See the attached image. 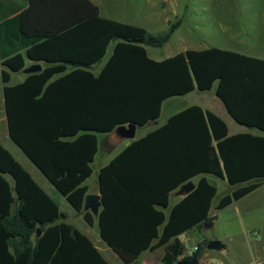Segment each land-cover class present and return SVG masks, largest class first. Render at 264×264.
<instances>
[{
    "label": "trees",
    "instance_id": "trees-1",
    "mask_svg": "<svg viewBox=\"0 0 264 264\" xmlns=\"http://www.w3.org/2000/svg\"><path fill=\"white\" fill-rule=\"evenodd\" d=\"M169 24L166 33L153 34L103 17L91 0H29L19 14L0 19L9 137L90 226L95 216L84 211V201L100 151L97 134L155 124L168 99L208 91L216 82L233 120L264 132V60L216 47L154 60L147 47L168 44L183 18ZM112 43V55L95 74L91 68ZM28 59L47 65L11 85V74L22 72ZM203 174L230 186L217 211L259 189L264 136L230 135L220 116L200 106L172 115L101 167V239L125 264L158 249L165 252L159 264L201 258L209 240L182 258L180 236L204 227L217 187L203 176L169 215L165 210L173 193ZM67 219L0 141V264H111Z\"/></svg>",
    "mask_w": 264,
    "mask_h": 264
},
{
    "label": "rangeland",
    "instance_id": "rangeland-1",
    "mask_svg": "<svg viewBox=\"0 0 264 264\" xmlns=\"http://www.w3.org/2000/svg\"><path fill=\"white\" fill-rule=\"evenodd\" d=\"M124 1L126 2V7L124 14L121 15L122 17L118 15L114 16V13H112L113 15L110 14V17L108 15L106 16L109 18H116L127 24L145 27L153 34L166 33L169 30L170 22L183 18L182 26L175 32L168 44L162 48L148 47L150 56L160 61L175 56L185 50L184 48L186 47L184 46L186 45L182 44V40H180L179 37L182 39H191L194 42L193 45L187 47L188 50H204L210 47L220 48L226 45V38L220 35V24L231 23L232 25L243 22L249 24L258 21L260 22L259 26L264 25V22H262L264 20H258V12L261 11L260 6H264V0H151L154 2L152 9V6L150 7L148 4L150 3V0ZM109 8L113 9L115 7L112 5ZM251 10L253 12H251ZM259 33L262 36L257 43H260L261 54L264 51V27ZM114 47L115 43H112L108 48L106 56L101 62L91 68L95 74L100 73L101 69L112 55ZM16 79V77L13 78L11 83H14ZM217 86L218 82H216L212 89L208 91H199L198 89H195L187 95L168 99L163 104L161 116L157 121L158 125L150 124L139 127L136 138H141L151 130L163 126L172 115L190 106H200L203 109L209 110L220 116L226 122L231 132H235V134L241 131L244 133L247 132L258 136H264V132L260 129L247 128L233 120L216 94ZM3 96V79L2 74H0V139L2 144L28 171L30 170L29 172H31L34 179L40 184H43V187L50 192L51 197L60 206V210L66 214L68 221L75 222L74 210L68 204L67 200H65L62 194H60L56 188L51 186L47 180H44L45 178H41L43 176L37 174L39 172H37L33 164H31L23 152L10 139ZM97 136L100 140V151L93 164L94 170H97L100 164H108L131 143V141H124L117 145L116 141L112 139L111 133L107 135L99 133ZM106 138L107 140L104 143ZM113 144H116L117 146L113 150L107 151V147ZM203 176L217 187L218 194L213 202L212 210L217 213L218 220L210 229H205L204 227L202 229L196 228L195 230L188 231L182 235V241L187 252L192 254L194 250H196L197 242L201 239L203 241L204 239L210 240V238H225L234 233L236 237L232 240L229 238L225 239L227 244L231 246L229 254L222 256V258L215 261H211L209 264H264V251H260V243L253 245L252 243L247 242L246 237L239 232L245 228L250 231L249 235L251 238L260 241L261 228H263L262 232H264V190H260L259 188L242 198L239 204V201L234 202L236 206L233 204L226 209L217 211L215 210V206L219 198L229 190L230 186L226 180L217 178L211 174L199 175L192 179V181L197 184ZM8 178L12 181L11 177ZM87 184L91 190L98 188V175L93 174ZM179 199L180 197H177L175 193L172 194L170 206L165 210L167 215H169L170 209L175 204L176 200ZM239 206L244 211L243 216H237L236 211ZM77 222L74 224L79 228H84V230L87 229L94 240L97 235L98 237L100 236L98 218L96 216L92 226L82 220ZM218 240L221 241V239ZM96 242L100 243L101 241ZM101 245L106 247L103 242H101ZM214 253L221 255L220 251H215ZM154 255L158 254L155 253Z\"/></svg>",
    "mask_w": 264,
    "mask_h": 264
},
{
    "label": "crops",
    "instance_id": "crops-1",
    "mask_svg": "<svg viewBox=\"0 0 264 264\" xmlns=\"http://www.w3.org/2000/svg\"><path fill=\"white\" fill-rule=\"evenodd\" d=\"M91 1L100 8V13L105 18H109L110 17V14H112V13L115 14L114 16H117V15L118 16H121L125 12L126 2L124 0H91ZM151 2L152 1L150 0V3H148L150 5V7L152 5H154V2H152L153 4ZM112 5H114L115 8H113V9L109 8ZM28 6H29V0H0V19L4 20V19H7V18L14 17L15 15L19 14L21 11H23L24 9H26ZM152 8H153V6L151 7V9ZM260 8H261V11L258 12V14H259L258 15L259 19L258 20H264V6H260ZM251 12H253V11L251 10ZM106 15H108L109 17L106 16ZM109 19H112V20H116V21L121 22L120 20H118L116 18H109ZM262 22H264V21H262ZM221 23H225V22H221ZM259 25H260V22H258V21L257 22L254 21V22L249 23V24L248 23H245V22L238 23V24H232V25H231V23L220 24L219 25V30L221 31L220 35L221 36H224L226 38V45L223 46V47H220V49L234 51V52H238V53H241V54H244V55H248V56H251V57H254V58H257V59L264 60V51L260 54V43H257V41H260V37L262 36L259 32H260V30L262 31V28L264 27V25L263 26H259ZM139 27H142V26H139ZM143 28H145V27H143ZM179 28H178V30H179ZM179 38H180V40H182V44L183 45L184 44L186 45V46H184L186 48H184L185 50L183 52H185V51L188 50L187 47H190L191 45L194 44V42L191 39H184V38L182 39L181 37H179ZM187 38H189V37H187ZM216 48H219V47H216ZM189 50H191V49H189ZM147 51H148V54H149L148 47H147ZM149 56H150V54H149ZM150 58H152V57L150 56ZM152 59L157 60V61H160V60H158L156 58H152ZM32 63H35V62H32V61L27 60L26 67L29 66V65H31ZM39 63L42 64L43 69L47 65L45 62H39ZM4 69L5 68H4L3 64H2V59L0 57V74H2V72H3ZM11 76H12L11 81L13 80V78H15V77L17 78L14 83H11V81H10V84L11 85H15V84H18V83L23 82L25 80V78H26L27 75L23 74L22 72H19V73H12ZM4 87H5V84L3 83V92H4ZM3 100H4V96H3ZM155 125H158V123H155ZM229 133L230 134H235V132H231L230 129H229ZM237 133H244V132H241L240 131V132H237ZM0 141H1V139H0ZM31 164H32V162H31ZM103 166H105V165L100 164L99 168L97 170H94V173L93 174H97L98 175L101 167H103ZM36 170H37V172H39L37 174L43 176L41 178H45L44 180H47L46 177L37 168H36ZM88 180H87V182H88ZM47 182H49V181L47 180ZM87 182H86V185L89 187V185L87 184ZM40 185L51 196L50 192L45 187H43V184H40ZM51 186H53V185L51 184ZM260 190H264V185L260 187ZM88 193H91V194H99L100 193L99 186H98V188H95L94 190H91L90 187H89V192ZM179 200H176L175 204ZM240 202L241 201L239 200L238 204ZM234 206H236L235 203H234ZM73 212H74V216H75V219H74L75 222H77L79 220H82L83 222L85 221V219L83 218V216L82 215H79L76 210H74ZM236 212H237V216H243L244 215V211L240 208V206L237 208V211ZM213 215H217V213L212 211V215L211 216H213ZM217 220H218V218H217ZM217 220L214 221V224H215V222ZM67 221H68V219H67ZM75 222H69V223L75 225L74 224ZM77 223H79V222H77ZM76 227L82 233L86 234L92 240V242L95 244V246L100 250V252L104 256V258L106 260H108L111 264H114V263H116V264H124V262L116 255V253H114V251L105 244V242L101 239L100 236L98 237V235H97V237H95V240H94V238L91 236V234L89 233V231L87 229L84 230V228H79L78 226H76ZM195 229L196 228H194L192 230H195ZM261 229L262 230L260 232V241L258 239L251 238L250 235H249L250 231L249 230H246L245 228H243L239 232L246 237L247 242H250L253 245H256V244H259L260 243V251H264V232H262L263 231V228H261ZM192 230H190V231H192ZM234 237H236V235L234 233H232V235H229L228 237H225V238L218 237V239H221V241L224 244L225 248H227L226 251H220V254L221 255H217V253H214L215 251L208 250L206 248V250L202 254V257L200 258V264H203V263L204 264H209L211 261H215V260H217L219 258H222V256H225V255L229 254V251L231 249V246H229V244H227V242H226L225 239L226 238H229L230 240H232ZM211 239H215V238H210V240ZM180 240L182 241V235L180 236ZM96 241L103 242V244H105L106 247H104L103 245H101V242L98 243ZM200 242H202V239L197 242V246H196L195 249H197L198 244ZM182 243H183V241H182ZM155 253H157L158 255H154ZM164 253H165L164 252V249H158V250H155V251L145 252L140 257V259H139L138 262H139V264H159V262L162 259ZM188 255H191V254H189L187 252V250L185 249V252H184L182 258L185 257V256H188Z\"/></svg>",
    "mask_w": 264,
    "mask_h": 264
},
{
    "label": "water",
    "instance_id": "water-1",
    "mask_svg": "<svg viewBox=\"0 0 264 264\" xmlns=\"http://www.w3.org/2000/svg\"><path fill=\"white\" fill-rule=\"evenodd\" d=\"M29 60V59H28ZM30 61V60H29ZM43 71V66L39 62L32 63L27 66L22 73L25 75L36 74ZM139 126L135 123H129L127 125H121L116 128L111 134L112 139H114L119 145L124 141H135L137 138V130ZM196 188V184L191 180L184 185H182L176 192L175 195L177 197L183 198L190 194ZM102 208V196L99 194H91L88 193L85 197L84 201V211H90L94 216L98 217L100 213V209ZM218 216L213 215L209 216L204 222V228L210 229L213 227L214 221L217 220ZM40 233V231H38ZM208 250L213 251H226V248L222 241L215 239L208 242L207 247ZM176 264H200V258L197 256H193L190 260L187 261H179Z\"/></svg>",
    "mask_w": 264,
    "mask_h": 264
}]
</instances>
